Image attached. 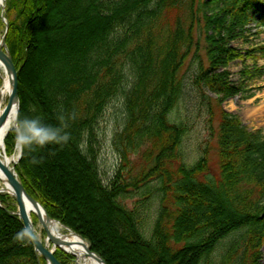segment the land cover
Wrapping results in <instances>:
<instances>
[{
	"label": "trees",
	"instance_id": "16d2710c",
	"mask_svg": "<svg viewBox=\"0 0 264 264\" xmlns=\"http://www.w3.org/2000/svg\"><path fill=\"white\" fill-rule=\"evenodd\" d=\"M33 1L6 0L5 43L17 69L22 140L15 172L46 213L85 237L105 264H116L105 248L95 245L92 228L51 204L28 166V102L21 85L28 42L17 30L32 29L34 12L25 8ZM64 7L62 21L43 31L51 40L47 46L55 48L50 56L43 50L41 82L57 146L69 145L68 167L77 182L71 189H85L78 200L85 202L81 214L85 217L93 203L109 240L121 244L129 264H260L264 134L246 129L221 102L237 94L248 98L250 84L263 75L256 60L264 58V43L241 50L229 41L245 40L253 22L264 26V0H69ZM246 58L252 65L240 70L242 80L235 84L230 63ZM185 64L215 142V167L208 146L192 163L186 161L181 148L188 121L170 119L185 93ZM117 94L123 95L125 113L114 138L120 165L105 185L96 165L95 130L107 101ZM15 139L11 130L5 138L8 153ZM134 187L140 198L130 195ZM0 204V264H45L19 217L4 209L14 211V198L2 194ZM55 256L67 263L61 251Z\"/></svg>",
	"mask_w": 264,
	"mask_h": 264
},
{
	"label": "rangeland",
	"instance_id": "374dc122",
	"mask_svg": "<svg viewBox=\"0 0 264 264\" xmlns=\"http://www.w3.org/2000/svg\"><path fill=\"white\" fill-rule=\"evenodd\" d=\"M68 3L69 0L33 1L31 6L29 5L25 8L30 14L34 12L32 29L27 31L28 29L24 30L22 26H19L20 28L17 30V36L20 39L25 37L28 42L26 49L27 56L24 61L26 63L24 71L27 74H24L21 80L22 90L28 102L25 116L26 139L28 140L30 150V154L27 155L28 166L35 178V182L43 188L45 193L49 194L51 204L56 209L66 213L76 223L92 228L91 230L96 234L95 245L102 249L105 248L113 258V261H116V264H129V259L121 253V244L109 240L104 221H102V218H97V212L93 211V203L87 205L89 210L86 212L85 217L83 216L84 214H81L80 207L82 206L80 203L85 208V202L83 203L78 200L84 195L85 189L81 187L75 191L71 189L77 182L74 181L73 168L68 167L72 160L67 151L69 145L65 143L57 146L55 127L51 126L50 114L47 106H45L46 98L44 93L46 91L43 86L44 84H42L43 81L41 82L44 73H42L40 60L44 55L43 50L48 51L49 55L50 49L55 47L50 46L49 48L47 46L51 40H49L43 31L54 29L53 27L62 21L61 17H63L64 6ZM37 7L38 9L35 11ZM7 11V3L4 0L3 5L0 7V38L5 27ZM255 26V23L249 24L251 33H248L245 40L241 37H235L229 43L241 50H246V48L254 47L257 43H262L264 41V31L260 34H253L256 32ZM15 53L18 58L20 54L18 46L15 49ZM256 61V64L259 66L264 65V58L258 57ZM186 64L182 69L186 78L185 93L178 105L172 109L170 119L172 121L179 119L188 121L187 134L182 141L183 145L181 148L182 153L186 154V161L192 163L199 156L201 150L208 146V152L211 154L210 162L214 166L216 154L214 153L213 145L215 142H213L214 139L209 135V131L206 128L205 110L200 101L195 97L197 89L192 86L191 78L188 77L190 69ZM247 65H252L250 58L244 60L235 59V61L230 63V76L235 84L241 82L242 75H240V70ZM131 78L132 76L129 72L128 80L132 81ZM250 86L252 88V95L250 97L245 98L240 94L227 97L221 102V106L226 111L228 110L236 114L247 129H262L264 133V72L262 77L253 81ZM206 91L211 97L216 96L208 90ZM124 115L123 95L117 94V96L107 101L102 116L97 121L95 130L96 140L94 143L95 158L100 178L105 185L110 183L112 176L120 165V157L116 146H114V138L124 126ZM43 120L46 122H43ZM81 148L85 149L84 146ZM31 163H33V166H31ZM132 163L134 164L135 162L132 161ZM130 195L133 199H136V197L140 198V191L134 187ZM95 198L96 200L99 199L97 194ZM133 199L128 201L129 206H132ZM156 200L158 201V199ZM156 200L154 199L151 207L153 212H155L158 204ZM31 215L33 222L35 224L38 223L37 216ZM153 216H155V213H153ZM43 234L44 231H42V236ZM227 240L225 238L223 242ZM261 251L260 264H264V241ZM62 254L66 257V264H70V258L63 252Z\"/></svg>",
	"mask_w": 264,
	"mask_h": 264
},
{
	"label": "bare ground",
	"instance_id": "6f19581e",
	"mask_svg": "<svg viewBox=\"0 0 264 264\" xmlns=\"http://www.w3.org/2000/svg\"><path fill=\"white\" fill-rule=\"evenodd\" d=\"M4 0H0V7L3 5ZM23 74H27L24 71ZM0 114L2 113L4 107L7 104L9 99V91H10V75L9 72L0 59ZM9 112L5 116L4 120L0 123V159L5 162L9 167H12V164L16 163L19 155V146L20 143L17 139L14 145V151L8 153L6 151V144L5 138L10 133V131L16 130V114H17V104L13 101L9 107ZM20 138V135H19ZM6 192L9 195L13 196V190L9 184L6 182L5 174L0 170V193ZM24 203L26 205L27 213L30 215L31 224L36 232V234L45 240L47 247H54L57 249L61 247L65 253L69 257H71L70 264H102L101 260L89 253L87 243L81 238V236L77 235L76 232L71 230L70 228L67 229L60 222L56 220L49 219L44 215L42 209L37 207L36 205L32 204L27 198L24 199ZM39 212V220L38 223L34 224L32 220L31 213ZM43 225V226H42ZM46 227V231H48V235L52 237L49 238L46 234H43L42 231L43 227ZM57 243V245L55 244ZM52 247V249H53Z\"/></svg>",
	"mask_w": 264,
	"mask_h": 264
},
{
	"label": "water",
	"instance_id": "95a60500",
	"mask_svg": "<svg viewBox=\"0 0 264 264\" xmlns=\"http://www.w3.org/2000/svg\"><path fill=\"white\" fill-rule=\"evenodd\" d=\"M0 43H1L0 44V59L5 64L9 72L10 78H11L10 85H9L10 86V91H9V96H8L9 99L2 113L0 114V123H1L4 120L5 116L7 115V113L9 112V109H10L9 107L13 101L16 102L17 107H18L19 96H18V85H17V75H16L17 70L15 67V64H13L10 53H8L6 50L5 35H3ZM21 154H22V151L20 148V156ZM0 170L5 174L6 182L7 184L11 186L13 190V196L15 198L16 205H17L16 214L20 217L23 227L27 229L28 236L30 237V240L32 241V244H33V248H35V251L38 252L41 256H43V258L46 259L47 264H61L58 258L54 256L53 249L47 247L46 244L42 242L41 238L35 234L34 228L31 224V219L27 213L24 199L27 198L32 204L36 205L37 207H40L44 215H46V217H48L49 219H52L51 216L46 213L44 207L41 204H39V202L36 199H34L30 194L26 192L23 184L19 181L18 176L14 171V168L9 167L1 159H0ZM35 215H37L38 219L40 218L38 211L35 213ZM44 229H45L46 235L49 236L48 231H46L45 226H44ZM81 237L83 240H85V242L88 245L87 240L83 236ZM49 238L52 239L51 236H49ZM55 244L57 245V243ZM88 249L91 255L93 254L94 256H97L101 260L102 264H105L104 260L100 256H98L94 251L90 250V245H88Z\"/></svg>",
	"mask_w": 264,
	"mask_h": 264
}]
</instances>
